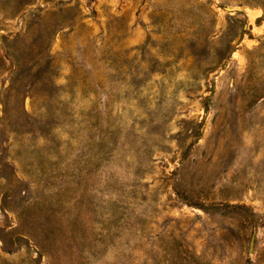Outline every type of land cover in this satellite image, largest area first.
Instances as JSON below:
<instances>
[{"label": "rangeland", "instance_id": "374dc122", "mask_svg": "<svg viewBox=\"0 0 264 264\" xmlns=\"http://www.w3.org/2000/svg\"><path fill=\"white\" fill-rule=\"evenodd\" d=\"M0 264H264V0H0Z\"/></svg>", "mask_w": 264, "mask_h": 264}]
</instances>
